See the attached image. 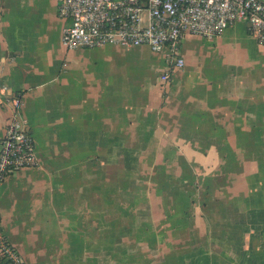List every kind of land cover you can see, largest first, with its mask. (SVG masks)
I'll use <instances>...</instances> for the list:
<instances>
[{
  "label": "crops",
  "instance_id": "obj_1",
  "mask_svg": "<svg viewBox=\"0 0 264 264\" xmlns=\"http://www.w3.org/2000/svg\"><path fill=\"white\" fill-rule=\"evenodd\" d=\"M66 23L55 0H0V135L18 93L37 160L0 180V235L25 264L165 262L148 250L174 246L176 220L224 201L221 188L199 196L189 182L218 173L233 195L263 166L264 46L235 22L205 41L240 38L251 59L207 74L184 35L183 64L159 86L164 66L146 81L108 70L147 46L66 49ZM194 152L218 162L196 175L190 166L204 159Z\"/></svg>",
  "mask_w": 264,
  "mask_h": 264
},
{
  "label": "built area",
  "instance_id": "obj_2",
  "mask_svg": "<svg viewBox=\"0 0 264 264\" xmlns=\"http://www.w3.org/2000/svg\"><path fill=\"white\" fill-rule=\"evenodd\" d=\"M55 4L57 15L67 19L60 38L66 49L145 45L164 52L162 83L183 64L180 43L186 34L211 39L240 21L264 46L263 0H55ZM8 99L10 116L0 135V180L37 161L33 138L18 115V93H9ZM0 257L7 264H24L1 235Z\"/></svg>",
  "mask_w": 264,
  "mask_h": 264
},
{
  "label": "rangeland",
  "instance_id": "obj_3",
  "mask_svg": "<svg viewBox=\"0 0 264 264\" xmlns=\"http://www.w3.org/2000/svg\"><path fill=\"white\" fill-rule=\"evenodd\" d=\"M239 26V32L236 33L242 35L245 33V23L240 22ZM246 34L245 38L250 40ZM227 41L218 42L214 39L205 41V38L199 35L186 34L182 46L188 49L186 46L188 43V46L192 47L190 49L196 57V65H199L200 69L209 74L212 71L218 73V70L221 71L230 67L236 59L238 61L251 59V53L245 54L246 48L242 39L235 38ZM103 47L122 48L120 45H105L93 48ZM140 53V60L136 62H121L123 65H120L119 61L111 62L108 68L109 72L112 69L122 72L121 69L124 68L126 70L123 71L124 75L135 78L140 77V81L155 78L159 70L163 66L165 67V62L162 63L159 59L163 53L150 51L146 47H143ZM103 65L108 67L107 63H103ZM175 70L172 69L169 72L170 78L168 80L172 78ZM163 84L160 83L159 86ZM185 155L188 160V152ZM198 155L199 153L194 152V157L198 158ZM215 155H199V159H204V161H201L202 166H190L192 171L196 175L209 171L210 167L218 162V157L216 158ZM222 163H225V161H219V165ZM262 164L263 166L259 164L255 169V174L252 176L254 180L247 178L246 186L233 194L237 197L230 195L232 191H229L230 186L227 182H222V178L218 179L220 176L218 173L213 177V182H201L198 181L199 179L194 178L192 182H189V185L196 189L197 195L200 196L201 192L203 196L216 194L217 191L214 192L212 187L218 190L221 188L224 192H220L219 196L224 201L220 202L218 206L215 205L214 210L213 203H211L209 207H212V210L208 214H200L198 207H193L192 213H188L189 222L184 220L186 216L182 214L176 220L178 222L175 226L177 231H175L176 236L172 240L174 246L170 243L171 241L160 243L161 245H158L157 248L148 250V255L155 257L156 260L164 259L165 262L161 261L158 264H264V207H261L264 203L260 198L264 187V159ZM170 169L169 172L176 171L178 166H170ZM185 169L183 168L184 175ZM186 212L190 211L186 210ZM130 250L134 254L138 252L136 248ZM168 250L172 252L173 257H168L170 252ZM162 253L164 255L166 253V255L160 258ZM113 261V259L109 260L107 264H114Z\"/></svg>",
  "mask_w": 264,
  "mask_h": 264
},
{
  "label": "trees",
  "instance_id": "obj_4",
  "mask_svg": "<svg viewBox=\"0 0 264 264\" xmlns=\"http://www.w3.org/2000/svg\"><path fill=\"white\" fill-rule=\"evenodd\" d=\"M25 264V263H24Z\"/></svg>",
  "mask_w": 264,
  "mask_h": 264
}]
</instances>
